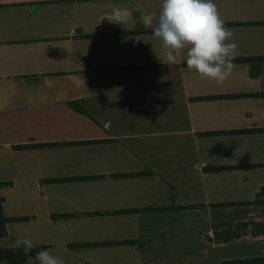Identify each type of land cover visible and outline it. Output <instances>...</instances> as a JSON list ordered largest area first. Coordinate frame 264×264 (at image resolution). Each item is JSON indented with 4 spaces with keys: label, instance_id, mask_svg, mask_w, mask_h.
Masks as SVG:
<instances>
[{
    "label": "crops",
    "instance_id": "crops-1",
    "mask_svg": "<svg viewBox=\"0 0 264 264\" xmlns=\"http://www.w3.org/2000/svg\"><path fill=\"white\" fill-rule=\"evenodd\" d=\"M160 2L0 0V181L9 183L0 195L5 217H27L5 225L2 248L27 235L64 264H164L157 256L174 238L195 235L198 247L180 252L202 260L167 264L264 255V236L238 228L264 221L254 204L264 187V96H256L264 60L255 77L248 63L233 62L222 86L189 72L184 51L168 65L139 22L158 15ZM215 3L234 32L235 59L264 56V0ZM113 5L131 9L135 21L107 20ZM230 95L247 96L197 99ZM148 101L161 102L140 103ZM55 143L68 144L47 146ZM83 176L98 178L47 182ZM5 189H27L36 205L23 211L26 197L7 200ZM119 210L134 212L112 213ZM64 214L72 216L53 217ZM228 230L239 236L214 241ZM105 242L117 243L69 246Z\"/></svg>",
    "mask_w": 264,
    "mask_h": 264
},
{
    "label": "clouds",
    "instance_id": "clouds-1",
    "mask_svg": "<svg viewBox=\"0 0 264 264\" xmlns=\"http://www.w3.org/2000/svg\"><path fill=\"white\" fill-rule=\"evenodd\" d=\"M106 19L120 25L135 21L131 9L117 5ZM139 22L159 41L168 65L179 63L184 51L187 70L201 80L222 86L231 76L239 46L234 32L225 27L215 0H161L158 15L141 14ZM33 247L27 235H18L12 243L14 250L22 248L25 255ZM33 264H64V260L43 250L36 253Z\"/></svg>",
    "mask_w": 264,
    "mask_h": 264
},
{
    "label": "trees",
    "instance_id": "trees-1",
    "mask_svg": "<svg viewBox=\"0 0 264 264\" xmlns=\"http://www.w3.org/2000/svg\"><path fill=\"white\" fill-rule=\"evenodd\" d=\"M242 23H231V24H226L227 26L230 25H239ZM264 24V23H263ZM139 32V31H136ZM136 32H129L131 33H136ZM261 60H264V56H258V57H246V58H237L234 59L233 62L235 63H248L250 65V76L255 77L258 74V71L255 67V64ZM186 65V63H185ZM247 95H230V96H218V97H200L197 98L198 100H209V99H214V98H240V97H245ZM256 96H264V93L261 94H256ZM161 101H148V102H140V103H159ZM264 130V129H260ZM220 134H224L226 132H219ZM67 145L68 143H55V144H48L47 146H60V145ZM37 146V145H35ZM33 146V147H35ZM27 147V146H25ZM21 148V147H20ZM119 177H126L127 175H118ZM98 178L97 176H83V177H70V178H56V179H48L47 182L50 183H61V182H72V181H83V180H91V179H96ZM9 185L8 182H1L0 181V188L2 186ZM2 203H3V198L0 195V239L6 237V231H5V225L8 222H23L27 220V217H13V218H7L3 215V209H2ZM254 204L260 205L264 209V187L260 189V191L257 194V198L254 200ZM134 212V210H119V211H114L112 212L113 214H128ZM88 214H99V213H88ZM72 215L69 214H64V215H55L53 216L54 218H70ZM250 228V234L252 236H264V221L257 222V221H249L248 223H240L238 225L239 229L243 228ZM237 232V231H236ZM236 232H231V231H224L221 233H216L214 237V241L216 243H225L228 242L236 237L239 236V234H236ZM117 242H105V243H94V244H74V245H69L71 248L76 247H89V246H104V245H112L116 244ZM121 244H133L134 241H123L120 242ZM39 252V249H34L32 248L30 253L28 255H25L23 252V249L21 248L20 250H14L13 248H2L0 246V263H5V264H23L27 259L31 258L34 259L36 253ZM222 264H264V255L260 257H251V258H242V259H235V260H230V261H224Z\"/></svg>",
    "mask_w": 264,
    "mask_h": 264
},
{
    "label": "rangeland",
    "instance_id": "rangeland-1",
    "mask_svg": "<svg viewBox=\"0 0 264 264\" xmlns=\"http://www.w3.org/2000/svg\"><path fill=\"white\" fill-rule=\"evenodd\" d=\"M4 137H6V136L5 135H0V140H2V138H4ZM15 191L16 192L13 193L12 190L5 189V190H3V194H4V196L6 197L7 200H10V199L14 200L16 198L17 193H19L20 195H23L24 198L26 197V202L24 200V204H21V207H22L23 211H31L29 208L31 206L33 207L34 205H36L34 203V200H33V198H34L33 194L31 192L27 193V189L25 191H24V189H17ZM194 227H195L196 230L204 229L202 227V225H200V224H195ZM51 239L50 238H46V239H43L41 241L43 243H48V242H50ZM199 244L200 243H198V241H197V236H195V235H192L191 237H187L186 236L183 239L182 238H180V239L179 238L178 239L174 238V241L172 243H169L164 248L165 252H161V253L158 254L159 256H157V261H159V259H160V260H163L165 262L164 264H167L168 262H172L173 260L182 261L186 257H187V260L189 262H192V263L193 262H197V261H201L202 260V254L197 252V251L193 250V251H191L188 254H185L183 256L181 255L182 253L180 252V249L185 247V246L186 247L191 246V247L197 248ZM2 245L5 246L6 242L3 241ZM58 248H56L57 251H58ZM173 249H175V252H173ZM50 252H51V250H50ZM233 252H234V254H237V256L240 255V254H244V253H239L235 249H233ZM57 253L59 254L60 252L58 251ZM52 254L55 255L54 252Z\"/></svg>",
    "mask_w": 264,
    "mask_h": 264
}]
</instances>
